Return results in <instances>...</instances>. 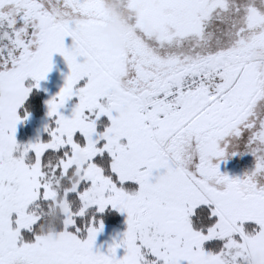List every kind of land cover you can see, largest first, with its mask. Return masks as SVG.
Returning <instances> with one entry per match:
<instances>
[{
  "label": "snow or ice",
  "instance_id": "obj_1",
  "mask_svg": "<svg viewBox=\"0 0 264 264\" xmlns=\"http://www.w3.org/2000/svg\"><path fill=\"white\" fill-rule=\"evenodd\" d=\"M102 4L0 0V264H264V0H120L119 50ZM56 54L47 138L19 143Z\"/></svg>",
  "mask_w": 264,
  "mask_h": 264
},
{
  "label": "rangeland",
  "instance_id": "obj_2",
  "mask_svg": "<svg viewBox=\"0 0 264 264\" xmlns=\"http://www.w3.org/2000/svg\"><path fill=\"white\" fill-rule=\"evenodd\" d=\"M108 44V46L113 49V44L109 41L106 36L100 35ZM114 50V49H113ZM68 67L63 57L59 54L53 56V68L50 73H48L47 78L40 82V88L36 89L44 94V112L43 116L34 119L28 116V119L18 124L17 126V140L19 143L34 142L38 137L42 140L43 136L47 137L45 132V125L50 124V118L47 116V106L45 101L51 99L55 96L60 88L64 84V78L68 73ZM73 102L69 101L65 108L62 110L65 115H70ZM107 212H115L118 215V221L115 224L104 223V229L97 235V239L94 244V250H99L101 252H106L107 247L116 239L122 235L126 230L125 216L116 212L115 210H106ZM104 213V214H105ZM252 264H257V260L254 258Z\"/></svg>",
  "mask_w": 264,
  "mask_h": 264
},
{
  "label": "flooded vegetation",
  "instance_id": "obj_3",
  "mask_svg": "<svg viewBox=\"0 0 264 264\" xmlns=\"http://www.w3.org/2000/svg\"><path fill=\"white\" fill-rule=\"evenodd\" d=\"M105 15L109 18L107 22L99 24L97 28L112 26L106 36L113 44L114 50L123 48L127 41L128 29L125 17L121 12L120 0H103L102 4ZM250 63L259 68L264 61V50H254L248 57ZM254 159L250 155H237L220 163L221 172L230 177H242L246 171L254 166Z\"/></svg>",
  "mask_w": 264,
  "mask_h": 264
},
{
  "label": "trees",
  "instance_id": "obj_4",
  "mask_svg": "<svg viewBox=\"0 0 264 264\" xmlns=\"http://www.w3.org/2000/svg\"><path fill=\"white\" fill-rule=\"evenodd\" d=\"M44 94L36 89H33L24 109L29 113V117L38 119L43 116L44 112ZM47 137L44 135L43 139ZM104 223L115 224L118 221V215L115 212H107L102 216Z\"/></svg>",
  "mask_w": 264,
  "mask_h": 264
},
{
  "label": "clouds",
  "instance_id": "obj_5",
  "mask_svg": "<svg viewBox=\"0 0 264 264\" xmlns=\"http://www.w3.org/2000/svg\"><path fill=\"white\" fill-rule=\"evenodd\" d=\"M112 26H106L104 28H97L96 31L98 35H106L109 31H111ZM42 231H43V226H42ZM53 231V229H48V232Z\"/></svg>",
  "mask_w": 264,
  "mask_h": 264
}]
</instances>
